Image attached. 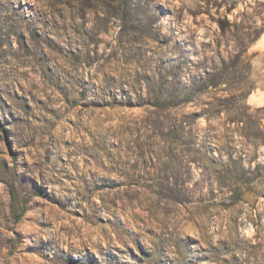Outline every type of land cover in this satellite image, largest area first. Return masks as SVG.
Segmentation results:
<instances>
[{
  "label": "rangeland",
  "instance_id": "1",
  "mask_svg": "<svg viewBox=\"0 0 264 264\" xmlns=\"http://www.w3.org/2000/svg\"><path fill=\"white\" fill-rule=\"evenodd\" d=\"M264 0H0V264H264Z\"/></svg>",
  "mask_w": 264,
  "mask_h": 264
},
{
  "label": "crops",
  "instance_id": "2",
  "mask_svg": "<svg viewBox=\"0 0 264 264\" xmlns=\"http://www.w3.org/2000/svg\"><path fill=\"white\" fill-rule=\"evenodd\" d=\"M255 53V65L258 70V82L255 83L254 89L247 95L246 104L252 109L264 108V33L258 38L256 44L250 49ZM262 124L264 125V120Z\"/></svg>",
  "mask_w": 264,
  "mask_h": 264
}]
</instances>
